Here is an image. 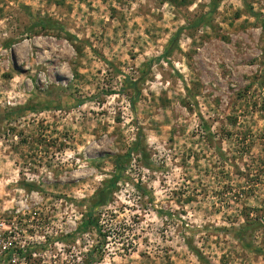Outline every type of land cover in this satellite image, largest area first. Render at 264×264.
<instances>
[{
	"label": "rangeland",
	"instance_id": "1",
	"mask_svg": "<svg viewBox=\"0 0 264 264\" xmlns=\"http://www.w3.org/2000/svg\"><path fill=\"white\" fill-rule=\"evenodd\" d=\"M263 24L264 0H0V264H264Z\"/></svg>",
	"mask_w": 264,
	"mask_h": 264
},
{
	"label": "trees",
	"instance_id": "2",
	"mask_svg": "<svg viewBox=\"0 0 264 264\" xmlns=\"http://www.w3.org/2000/svg\"><path fill=\"white\" fill-rule=\"evenodd\" d=\"M216 8H217V6L214 4L213 9H216ZM250 11L253 15H256V13L254 12V10L252 8H250ZM202 22H204V20L200 19L193 26H198L199 23H202ZM186 28L187 27H181L178 29L176 34L172 37L171 41L169 42V45L166 49V54H168V55L172 54L173 47L178 46L180 36L182 35L183 31ZM262 28L264 31V24H263ZM134 104H135V102L133 101V105ZM45 109H50V108H44V107L40 108V107L34 106L32 104H27V105L19 106V108L12 110L11 113L12 114H20L23 112L24 113L25 112H38V111H43ZM204 125H205V120L203 121V126ZM206 128L208 129L207 126H206ZM140 151H142L141 140L138 139L134 143V146L132 148H130V150H128V152H126L125 154H120L117 156V158L114 161L115 172L113 173L112 177L104 180L102 183V186L99 187L89 199L82 200V201L74 200V202L77 203L78 205H85V207L87 208L88 218L85 221L84 225L79 226V229H83V227H88V226L97 224V222H95V220H94V215H93L95 208L109 205L113 201V196L117 192V189H118V183L126 177V171H127L128 167L131 163L133 154L134 153H140ZM32 187H33V185L31 184V186H29V188H32ZM257 226L258 225L256 222H254V223L248 222L245 226H241L239 228L235 227L233 229H234V233L237 236V238L241 241H244L245 231H247L249 228L255 229ZM187 245L191 249H193L195 251L197 250L195 248V246H193V243L191 241H187Z\"/></svg>",
	"mask_w": 264,
	"mask_h": 264
}]
</instances>
